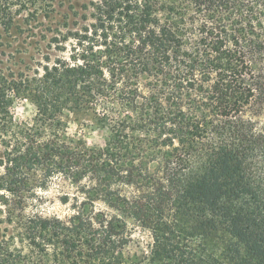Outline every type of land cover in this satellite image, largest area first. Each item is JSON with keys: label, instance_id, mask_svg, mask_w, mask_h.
Wrapping results in <instances>:
<instances>
[{"label": "trees", "instance_id": "obj_1", "mask_svg": "<svg viewBox=\"0 0 264 264\" xmlns=\"http://www.w3.org/2000/svg\"><path fill=\"white\" fill-rule=\"evenodd\" d=\"M92 5L69 58L0 74L15 227L0 264H120L131 222L151 235L148 264H264V0ZM14 98L37 107L32 126H14ZM71 122L108 130L104 146L68 136ZM33 169L77 185L70 217L24 215Z\"/></svg>", "mask_w": 264, "mask_h": 264}, {"label": "rangeland", "instance_id": "obj_2", "mask_svg": "<svg viewBox=\"0 0 264 264\" xmlns=\"http://www.w3.org/2000/svg\"><path fill=\"white\" fill-rule=\"evenodd\" d=\"M94 0H0V74L9 79L42 73L47 58L53 62L57 58H69L78 35L92 31L96 23ZM25 2V3H23ZM24 4V5H23ZM8 9L9 11L5 12ZM7 27V25H9ZM10 108L14 126H32L38 117L37 107L29 100L14 98ZM264 125V112L258 120ZM67 134L89 146L101 147L105 144L108 130L92 128L89 125L70 123ZM1 158V153H0ZM0 171H3L0 168ZM36 195L29 199L26 216L39 214L43 217L66 219L73 214L77 185L60 174L46 180L41 170L29 172L26 176ZM44 185L45 187H40ZM2 194V192H0ZM68 196V202L64 198ZM1 204V203H0ZM99 209L107 211L102 204ZM6 207L0 205V241L8 238L15 227L7 223ZM152 238L140 224H129L128 243L120 250V264H148Z\"/></svg>", "mask_w": 264, "mask_h": 264}]
</instances>
